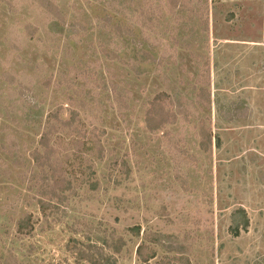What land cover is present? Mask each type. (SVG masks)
I'll return each instance as SVG.
<instances>
[{
    "label": "rangeland",
    "instance_id": "rangeland-1",
    "mask_svg": "<svg viewBox=\"0 0 264 264\" xmlns=\"http://www.w3.org/2000/svg\"><path fill=\"white\" fill-rule=\"evenodd\" d=\"M0 264H264V0H0Z\"/></svg>",
    "mask_w": 264,
    "mask_h": 264
},
{
    "label": "trees",
    "instance_id": "trees-1",
    "mask_svg": "<svg viewBox=\"0 0 264 264\" xmlns=\"http://www.w3.org/2000/svg\"><path fill=\"white\" fill-rule=\"evenodd\" d=\"M47 1V0H43ZM49 5L52 8V3L49 2ZM55 9V8H52ZM153 99V101L150 103V108L147 110L145 114V123L146 127L150 130H158L162 128L163 126L167 124H174L176 123L178 117L180 115H184L183 111L177 110V109H169L166 107L165 104L162 103L159 99L157 100ZM226 116L224 119H227L229 121L234 120L232 115L228 110H226ZM185 116V115H184ZM51 120H48L47 122V130L41 135L40 138V149H36L32 152L31 156L33 161L35 162L36 166L38 167V172H35L34 178L32 181H35L37 185H39L43 190V194L47 193L50 196L51 199L53 197L63 200L65 192L70 189L69 183L68 185L62 186L63 183L66 181L64 179V176L58 171V168L56 167V161L57 159H53L55 149L53 146H51V139L50 135H52L51 127L49 126ZM64 125L68 128L73 127L74 128V118L63 120L62 121ZM202 130H204L205 137L211 138L210 142L212 143V135L210 130H206V127L203 125ZM74 131H76L74 129ZM75 133V132H74ZM96 145L99 147H103L100 140L96 138L95 140ZM220 141L218 140V144ZM43 150L41 151V149ZM43 197V196H42ZM40 200L42 204V208H45V201ZM250 226V219L249 216L244 208H238L233 213V225L231 226V232L235 236H239L242 231H248V228ZM28 227V220L22 218L19 220V227L18 231L22 233L24 229ZM31 229V228H30ZM29 229V231H30ZM139 229V228H138Z\"/></svg>",
    "mask_w": 264,
    "mask_h": 264
}]
</instances>
